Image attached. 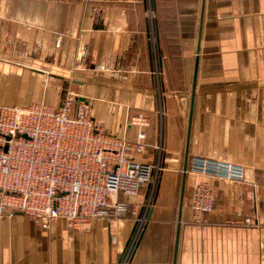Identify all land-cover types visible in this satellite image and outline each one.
Here are the masks:
<instances>
[{"label":"crops","instance_id":"crops-1","mask_svg":"<svg viewBox=\"0 0 264 264\" xmlns=\"http://www.w3.org/2000/svg\"><path fill=\"white\" fill-rule=\"evenodd\" d=\"M69 96L109 135L145 133L140 162L161 147L156 189L85 229L0 216V264H120L143 217L128 264H264V0H0V104ZM194 158L245 182L195 174ZM199 183L215 194L201 222Z\"/></svg>","mask_w":264,"mask_h":264},{"label":"built area","instance_id":"built-area-1","mask_svg":"<svg viewBox=\"0 0 264 264\" xmlns=\"http://www.w3.org/2000/svg\"><path fill=\"white\" fill-rule=\"evenodd\" d=\"M149 14L153 19L151 6ZM135 120L145 123L142 115ZM145 138L142 132L139 142L132 144L107 134L94 121L91 109L72 96L61 106L0 104V216H27L43 229L57 220L85 229L93 221L112 218L124 211L117 201L119 194L132 196L148 186L152 195L156 189L163 171L161 147L156 164L134 156L144 152ZM191 172L237 183L246 179L243 166L208 158H194ZM214 201L207 183L195 186L192 211L196 221L214 210ZM145 221L146 217L139 220L120 264H128Z\"/></svg>","mask_w":264,"mask_h":264}]
</instances>
